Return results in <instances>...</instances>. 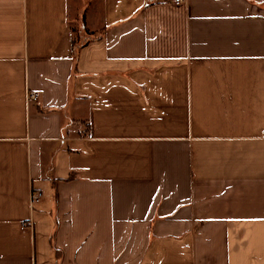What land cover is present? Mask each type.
<instances>
[{
	"label": "crops",
	"instance_id": "0c3cea01",
	"mask_svg": "<svg viewBox=\"0 0 264 264\" xmlns=\"http://www.w3.org/2000/svg\"><path fill=\"white\" fill-rule=\"evenodd\" d=\"M0 264H264V0H0Z\"/></svg>",
	"mask_w": 264,
	"mask_h": 264
},
{
	"label": "built area",
	"instance_id": "2783aa9c",
	"mask_svg": "<svg viewBox=\"0 0 264 264\" xmlns=\"http://www.w3.org/2000/svg\"><path fill=\"white\" fill-rule=\"evenodd\" d=\"M184 0H171V2L173 4H180L182 3ZM37 99V94L34 92H28L26 94V100L28 101H36ZM90 134H86L87 138H90ZM41 198V193L39 191H34L31 190L28 196V205L31 206L32 204L36 203L39 201V199Z\"/></svg>",
	"mask_w": 264,
	"mask_h": 264
}]
</instances>
